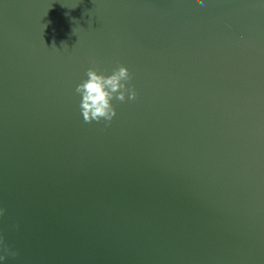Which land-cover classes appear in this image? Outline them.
I'll list each match as a JSON object with an SVG mask.
<instances>
[{
  "label": "water",
  "instance_id": "95a60500",
  "mask_svg": "<svg viewBox=\"0 0 264 264\" xmlns=\"http://www.w3.org/2000/svg\"><path fill=\"white\" fill-rule=\"evenodd\" d=\"M0 209V264H264V0H0Z\"/></svg>",
  "mask_w": 264,
  "mask_h": 264
},
{
  "label": "clouds",
  "instance_id": "9594fccd",
  "mask_svg": "<svg viewBox=\"0 0 264 264\" xmlns=\"http://www.w3.org/2000/svg\"><path fill=\"white\" fill-rule=\"evenodd\" d=\"M87 79L76 86V93L81 96L80 110L85 123L104 120L111 122L116 116L112 101L120 102L135 100L137 93L134 87H129L128 82L132 79L129 69L120 65L113 70L112 74L104 75L96 68H89L86 72ZM4 210L0 209V216ZM3 241L0 239V244ZM5 251H8L5 248ZM16 255V253H11ZM0 259H4L0 256Z\"/></svg>",
  "mask_w": 264,
  "mask_h": 264
}]
</instances>
